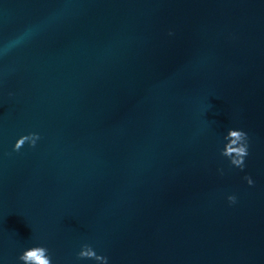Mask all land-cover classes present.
Wrapping results in <instances>:
<instances>
[{"label": "water", "instance_id": "obj_1", "mask_svg": "<svg viewBox=\"0 0 264 264\" xmlns=\"http://www.w3.org/2000/svg\"><path fill=\"white\" fill-rule=\"evenodd\" d=\"M83 243L109 264H264V0H0V260L99 264Z\"/></svg>", "mask_w": 264, "mask_h": 264}, {"label": "clouds", "instance_id": "obj_2", "mask_svg": "<svg viewBox=\"0 0 264 264\" xmlns=\"http://www.w3.org/2000/svg\"><path fill=\"white\" fill-rule=\"evenodd\" d=\"M247 136V132L239 127L228 126L223 131L224 143L223 147L219 149L220 154L227 157L228 162L239 169L244 168V158L248 155ZM37 139H39V134L36 132L21 134L14 140L12 150H19L25 142L29 146H34ZM244 180L248 185L253 184V179L249 175H245ZM226 199L229 203L236 201V197L233 194L227 195ZM75 255L77 258H88L99 262V264H109L108 256L98 253L88 243L81 244ZM17 260L21 264H52L49 250L39 244L23 248L17 254ZM0 264H3L2 260H0Z\"/></svg>", "mask_w": 264, "mask_h": 264}]
</instances>
